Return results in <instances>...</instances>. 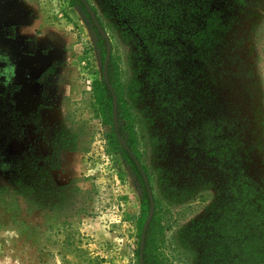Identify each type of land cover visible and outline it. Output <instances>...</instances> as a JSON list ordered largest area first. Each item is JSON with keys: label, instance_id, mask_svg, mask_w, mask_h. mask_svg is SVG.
<instances>
[{"label": "rangeland", "instance_id": "obj_1", "mask_svg": "<svg viewBox=\"0 0 264 264\" xmlns=\"http://www.w3.org/2000/svg\"><path fill=\"white\" fill-rule=\"evenodd\" d=\"M20 1L62 52L40 83L0 100V264H138L142 191L92 105L106 46L70 0ZM90 1L114 21L112 68L136 92L166 254L244 264L248 239L264 264V0L212 2L225 30L201 34L203 19L181 10L173 32L124 38L114 7Z\"/></svg>", "mask_w": 264, "mask_h": 264}, {"label": "trees", "instance_id": "obj_2", "mask_svg": "<svg viewBox=\"0 0 264 264\" xmlns=\"http://www.w3.org/2000/svg\"><path fill=\"white\" fill-rule=\"evenodd\" d=\"M72 2V7L78 6L80 10L83 11L86 18L90 21L82 3L80 0H70ZM215 0H107L109 5L113 6L116 13L120 14L121 18L125 22L124 32L121 33V37L124 38V35L129 33L140 35L139 27L140 25L147 26L149 30H161L164 32H173L180 24L181 21L176 19V14H179L181 10H187L188 21L193 19V15H197L199 19H203L202 28L200 33L211 32L213 28H219L225 30L226 24L220 18L222 13L216 10H211V4ZM94 14L96 15L101 27L105 31L108 39L111 43V56L109 59L107 76L109 82L115 92L116 97V117L118 123V131L122 138L126 141L130 150L136 156L137 160L142 166L143 171L145 172L149 185L152 192V197L154 201V214L153 218L149 224L145 243L143 250V261L145 264H185L188 263L185 260V263L180 260L181 256H188L192 254L189 253V250H179L174 249L177 258L172 255V259L166 254L168 248L165 245L164 241L159 242V201L154 192V186L152 181V175L149 173L146 166L141 160V156L138 152L137 146V137H136V121L133 111V104L136 100V92L133 90V84H125L120 76L117 74V70L112 68L113 61L116 60L113 50H114V35L112 34L111 29L115 28L114 21L108 17V14H100L98 10L91 4L90 0H87ZM142 17H146L147 22ZM93 30L97 37L99 38V44L105 45V42L102 40L98 32L93 27ZM198 33L192 32V36L197 35ZM167 36V35H166ZM104 55V52H102ZM91 98L93 101V107L96 117L100 118V122L103 128V137L107 142V152L114 155H119L123 161L129 166L130 170L136 177L140 189L142 191L141 200L139 203V214L135 218V228L137 231L136 234V257L139 260V240L141 236V230L145 219L149 211V199L146 193V189L142 180V177L137 170L134 162L131 160L126 151L119 145L113 128L112 123V109H113V100L112 96L105 85L103 76L101 79H95L91 84ZM133 103V104H132ZM264 210V205L262 207ZM242 241V240H241ZM252 242L248 239L244 240L241 243V248L244 246L243 258L245 259L244 264H256L259 261V258L262 256L261 252H257L251 246ZM163 246V247H162ZM169 246V245H168ZM162 247L163 249H160ZM139 264V261H138ZM223 264H228L224 260Z\"/></svg>", "mask_w": 264, "mask_h": 264}, {"label": "flooded vegetation", "instance_id": "obj_3", "mask_svg": "<svg viewBox=\"0 0 264 264\" xmlns=\"http://www.w3.org/2000/svg\"><path fill=\"white\" fill-rule=\"evenodd\" d=\"M1 3V1H0ZM1 5V4H0ZM2 10L0 9V14ZM5 18L0 16V100L13 96L28 86L40 83L53 71L54 58H35L15 45L7 34Z\"/></svg>", "mask_w": 264, "mask_h": 264}, {"label": "crops", "instance_id": "obj_4", "mask_svg": "<svg viewBox=\"0 0 264 264\" xmlns=\"http://www.w3.org/2000/svg\"><path fill=\"white\" fill-rule=\"evenodd\" d=\"M1 17H4L5 25H7V34L15 45L22 47L26 54H31L35 58L44 56L48 52V56L58 60L61 55L62 47L58 42H51L47 46L46 40L40 35L41 22L40 19L32 17V14L24 6L20 0H0ZM49 45V44H48Z\"/></svg>", "mask_w": 264, "mask_h": 264}, {"label": "water", "instance_id": "obj_5", "mask_svg": "<svg viewBox=\"0 0 264 264\" xmlns=\"http://www.w3.org/2000/svg\"><path fill=\"white\" fill-rule=\"evenodd\" d=\"M80 2L82 3L91 23L92 26L95 28V30L98 32V34L100 35V37L102 38V40L105 42V57H104V62H103V79L105 82V85L107 86L111 96H112V100H113V109H112V123H113V128H114V133H115V137L119 143V145L126 151V153L129 155V157L131 158V160L134 162L135 166L137 167V170L139 171L145 189H146V193L149 199V211L147 214V217L145 219V222L143 224L142 230H141V236H140V240H139V264H145L143 261V250H144V243H145V238H146V233L149 227V224L153 218V214H154V201H153V197H152V192H151V188L149 185V181L148 178L145 174V172L142 169L141 164L139 163V161L137 160L136 156L133 154V152L130 150L129 146L127 145L126 141L122 138V136L119 134L118 131V123H117V117H116V109H117V104H116V97H115V92L109 82L108 76H107V70H108V64H109V59L111 56V43L108 39V36L106 35L105 31L103 30V28L101 27L96 15L94 14L93 10L91 9V6L89 5V3L87 2V0H80Z\"/></svg>", "mask_w": 264, "mask_h": 264}]
</instances>
